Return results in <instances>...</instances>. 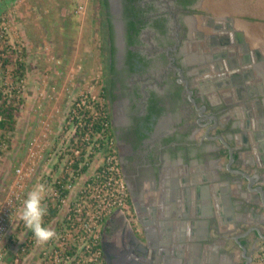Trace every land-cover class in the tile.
Instances as JSON below:
<instances>
[{
  "label": "flooded vegetation",
  "instance_id": "flooded-vegetation-1",
  "mask_svg": "<svg viewBox=\"0 0 264 264\" xmlns=\"http://www.w3.org/2000/svg\"><path fill=\"white\" fill-rule=\"evenodd\" d=\"M101 2L104 103L127 191L101 229L105 262L170 264L177 232L195 243L203 225L198 245L225 240L201 252L206 264H264V7Z\"/></svg>",
  "mask_w": 264,
  "mask_h": 264
},
{
  "label": "built area",
  "instance_id": "built-area-1",
  "mask_svg": "<svg viewBox=\"0 0 264 264\" xmlns=\"http://www.w3.org/2000/svg\"><path fill=\"white\" fill-rule=\"evenodd\" d=\"M84 11L83 5H76L73 15L80 17ZM9 34V26L0 20V68L7 58L12 59L14 68V62L23 60L24 49L18 36L12 31L9 40ZM3 44L8 46L3 47ZM97 76H93L72 98L59 143L46 152L55 156L59 165L56 171L43 176L48 189L45 207L48 208L50 203L53 209H64L65 214L55 231L56 238L47 242L41 251L39 264H107L101 250L102 226L115 210L127 208V191L109 130L102 80ZM11 81L8 93L0 95V151L8 148L1 127L4 121L1 104L6 99L20 101L23 96V78L15 76L12 71ZM65 92H69L68 88ZM41 124L44 130H49L48 119L41 120ZM45 151L46 145L33 138L24 161L14 167L8 195L0 201V238L6 233L8 222L22 212L24 182L34 176ZM82 180L76 195L67 202L69 194ZM19 222L25 227L21 218ZM32 241L31 238L25 247H29ZM12 264H19V259H14Z\"/></svg>",
  "mask_w": 264,
  "mask_h": 264
},
{
  "label": "crops",
  "instance_id": "crops-1",
  "mask_svg": "<svg viewBox=\"0 0 264 264\" xmlns=\"http://www.w3.org/2000/svg\"><path fill=\"white\" fill-rule=\"evenodd\" d=\"M40 1H43L42 7H40ZM71 1L73 0H68V2ZM9 2L15 4V7L11 9L13 12L12 16H14L15 19L13 23L15 28L19 31V36L22 40V46L25 52L23 56V103L16 114L14 129L11 132L9 153L4 154L0 160L1 165L11 166L8 179L9 186H11L14 178V166H17L21 160L24 161L25 153L33 138H37L41 143L46 145L45 154L47 150L59 143L61 128L64 124L70 101L80 88L93 77L92 69L94 68H90L87 65L84 66V63L95 61L96 47L90 42L86 43L84 50L87 51L89 55L83 52L81 54V51L78 49L79 40L82 38L81 32L82 30L88 32L87 29H90V26H85L86 22L79 20L83 15L80 17H73L71 12L63 14L58 11L59 8L57 6H52L54 3L57 4L58 2L66 6L67 0H10ZM19 4H28L26 5L27 9L25 7L19 9V7H21ZM88 4L89 2L87 3V9ZM39 8H42V10L45 9V11L50 10V14H42V16L39 17L36 16V12L39 11ZM45 16H47V19ZM89 19L90 18H87L86 20L88 21ZM89 32V38H87L91 40L92 31ZM45 44H48L49 47ZM47 49L48 52L49 49L50 51L56 52L57 62L54 60V64H49V68L53 72L45 75L44 68L46 63H44L43 52ZM55 62L58 64L55 65ZM66 88L69 90L67 93L68 95L65 92ZM52 89H55V92L52 91ZM40 93L43 95L41 96ZM57 95L59 97H57ZM43 119H48V122H50L48 131L43 129V125L41 124V120ZM50 155L47 153L45 157H43L34 176L24 182L23 192L25 199L27 193L32 190L36 184H44L43 176L58 169L57 165H59V161H56L55 156ZM3 169L2 167L0 168V196H2L1 191L4 193L2 187L5 186V182L7 181L5 178L6 175L3 176ZM83 181L84 180H82L78 186H76V189L74 188L69 194L67 202L76 195ZM45 201L46 199L43 201L44 206ZM60 211L61 210H59V213ZM21 213L22 212L19 211L11 222V229L14 233L17 232V222ZM59 213L57 217L46 224L45 227H49L56 231L60 220L58 219ZM187 229L182 228L181 231L179 230V232H177V240L172 244L176 252L170 256V264H206V260L202 257L201 252H204V249H216L225 245V240H223V242L221 240L215 241L209 244V248L207 244L198 245V243L205 241L207 238V233L204 230L206 228H204L203 225L202 230L198 229L203 235L197 238V242L192 243L191 233H189ZM29 230L30 229L27 231ZM26 232L21 231L23 239L25 236L27 237L28 233ZM262 244L264 245V243ZM43 245L34 241L33 250L24 256L22 264H39L38 252L39 248ZM19 247H15L14 253L18 251ZM214 255L218 256L216 250H214ZM255 255L256 254L253 256L255 257ZM163 263L165 262L161 261V264Z\"/></svg>",
  "mask_w": 264,
  "mask_h": 264
},
{
  "label": "rangeland",
  "instance_id": "rangeland-1",
  "mask_svg": "<svg viewBox=\"0 0 264 264\" xmlns=\"http://www.w3.org/2000/svg\"><path fill=\"white\" fill-rule=\"evenodd\" d=\"M9 1L10 0H0V20H4L5 24H7L9 26V33L11 34L12 31H14V34H16L18 36V39L20 40V43L22 44V40L19 36V31L15 28V25L13 23V22H15V19H14V16H12L13 12L11 9H13V7H15V4H11ZM257 1H258V4H262L261 6L264 7V0H257ZM40 2H41L40 7H42L43 1H40ZM88 2H89V4H88V9H87V3ZM79 4L83 5L85 7V11L83 12V16L79 20H81L82 22H86L85 26L89 25L90 29L86 28L88 30V32L82 30V32H81L82 38H80V40H79L78 49L81 51V54L83 52V53L89 55L88 52L84 50V47L86 46L85 44L90 42L91 44L95 45V47H96V55H95L96 59H95V61L96 62L95 61L94 62H86V63H84V66L87 65L90 68H94V69H92L93 76L95 77L98 75L101 79V77H102L101 70H102V65H103L102 64L103 63L102 53H103V50L105 53H106V51L104 49L105 48V42L102 43V37L103 36H102V30L100 27L101 26L100 22H101V19L103 20L105 18V14L103 11L101 12L98 9V0H73L71 2H68V0H67L66 6H64L63 4H61L59 2L57 4L54 3L52 6H57L60 9V10L58 9V11L60 13L68 14L71 12V14L73 15L74 7L76 5H79ZM26 5H28V4H25V5L19 4V6H21V7H19V9H21L22 7H25L27 9ZM49 12H50V10L45 11V9L42 10V8H39V11L36 12V14H37L36 16L39 17V16H42V14L49 15L50 14ZM46 17L47 16H45V18ZM73 17H76V16L73 15ZM87 18H90V19L87 21L86 20ZM89 31H92L91 40L88 39L89 33H90ZM10 34H9V38H7L9 40H10V36H11ZM45 45L47 47H49L48 44H45ZM5 46H8V45L3 44V47H5ZM103 46H104V48H103ZM46 51L43 52L44 53L43 54L44 55V63H46V66L44 68V73H45V75H48V74H51L53 72L49 68V66H50L49 64H52L54 62V60H56V62H57V59H56L57 56H56L55 51L54 52L52 50L50 51V49H49V52H48V49ZM23 54H25V52H23ZM51 57H53V58H51ZM81 58H82V55H81ZM7 59H8V61H5L2 68H0V95H1V97L3 94L2 92L8 93V91L10 90V83L12 82L11 81L12 71H13V74L15 76L23 78V71H22V73L21 72L20 73L15 72L16 68L12 67V64H13L12 59L11 58H7ZM13 60H14V58H13ZM23 60H24V57H23ZM23 60H22V63H24ZM56 62H55V65L58 64ZM8 68H9V70H8ZM23 97L24 96H22V99H20V101H14L15 103H18L19 109L21 107V101L23 103ZM4 120H5V118H4ZM4 136L8 142V148L6 150L0 151V160L4 154L9 153L10 141H11V132L10 131L7 132L6 130H4ZM1 167L4 168L2 173H3V176L6 175L5 178L7 179V181L5 182V186L2 187L4 193H2V191H1L2 196H0V201L4 200V198L8 195L7 194L8 193V186H9L8 179H9V172L11 169V166L9 167V165H1L0 164V168ZM13 171H14V169H13ZM6 186H7V188H6ZM59 214L60 215L58 216V219H60V220L58 222V226H59L60 222H62V220H63L65 210L63 211V209H61ZM12 220H10L8 222L7 230L11 229V221ZM58 226H57V228H58ZM11 231H12V229H11ZM11 231H9V232L6 231L8 233H4L3 236L0 238V251L2 254V262L0 264H9L12 261V256L14 255V250H15V247L17 246V244L15 242L16 240L14 238H16L18 240L17 241L18 245H21V243L24 241L22 234L18 231L15 234L12 231L14 236L10 237ZM32 239H33V243L31 244V248H30L31 250H33L34 241L36 242L34 236L32 237ZM45 246H46V244H44L42 247L39 248V252H38L39 255Z\"/></svg>",
  "mask_w": 264,
  "mask_h": 264
},
{
  "label": "clouds",
  "instance_id": "clouds-1",
  "mask_svg": "<svg viewBox=\"0 0 264 264\" xmlns=\"http://www.w3.org/2000/svg\"><path fill=\"white\" fill-rule=\"evenodd\" d=\"M47 191L43 183L36 184L27 193L20 217L25 227L32 231L36 242L41 245L57 236L54 229L45 227L43 223V218L47 214V208L43 204Z\"/></svg>",
  "mask_w": 264,
  "mask_h": 264
},
{
  "label": "trees",
  "instance_id": "trees-1",
  "mask_svg": "<svg viewBox=\"0 0 264 264\" xmlns=\"http://www.w3.org/2000/svg\"><path fill=\"white\" fill-rule=\"evenodd\" d=\"M101 1L102 0H98V9L102 12V5H101L102 2ZM24 55L25 54H23V56ZM5 61H8V59L5 60ZM14 63H15V66L17 68V69H15V72H18V73L21 72L22 73V71H23V63L22 62H18V61L14 62ZM21 105H22V101H21ZM18 110H19V105H18V103H15L14 100L6 99V100H4L2 102V104H1V112L4 115L5 120L1 124V127L4 130H6L7 132H9V131L12 132L13 129H14L15 120H16L15 118H16V114H17ZM47 205H48L47 214L43 218L44 226H46V224H48L51 220L55 219L57 217L58 213H59V210L57 208L53 209L51 207L50 203H48ZM20 216H21V214H20ZM19 220H20V217H19L18 222H17L18 223V226L16 227L17 231H19L20 233H21V231L22 232H26L28 230V228L21 226ZM58 228H59V226H58ZM7 231L9 232L11 230L9 229ZM8 232H6V233H8ZM13 233L11 231L10 237L14 236L15 233L14 234ZM26 233H28L27 237L25 236L24 241L21 243V245H18V242H17L18 240L16 238H14L16 240L15 242H16L17 246L18 247L20 246V247H19L18 251H16V253H14V255L12 256V261L9 264H12L14 259H16V258L19 259V264H21L23 259H24V256L27 255L31 251L30 248H31V244L33 243V241L31 242L29 247H25V244L34 235H33L31 230L27 231ZM0 253H1V251H0ZM39 257H40V255H39Z\"/></svg>",
  "mask_w": 264,
  "mask_h": 264
}]
</instances>
